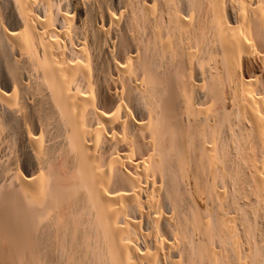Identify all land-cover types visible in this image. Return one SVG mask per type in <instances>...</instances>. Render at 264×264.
Here are the masks:
<instances>
[{
  "label": "bare ground",
  "instance_id": "bare-ground-1",
  "mask_svg": "<svg viewBox=\"0 0 264 264\" xmlns=\"http://www.w3.org/2000/svg\"><path fill=\"white\" fill-rule=\"evenodd\" d=\"M2 4L0 264H264V0Z\"/></svg>",
  "mask_w": 264,
  "mask_h": 264
},
{
  "label": "rangeland",
  "instance_id": "rangeland-1",
  "mask_svg": "<svg viewBox=\"0 0 264 264\" xmlns=\"http://www.w3.org/2000/svg\"><path fill=\"white\" fill-rule=\"evenodd\" d=\"M1 1H2V2H0V8L2 7L3 9L1 8L0 10H3V12H4L5 10H4L3 4H2V3H3V0H1ZM1 4H2V6H1ZM1 12H2V11H0V13H1ZM4 13H5V12H4ZM4 13H1L0 15H1L2 17H5ZM1 16H0V18H1ZM1 19H3V18H1ZM2 21H3V20H0V22H1V26H0V27H3V26H2V25H3V24H2ZM0 29H1V28H0ZM5 30H6V29H5ZM0 75H1V73H0ZM0 79L2 80L1 76H0ZM1 80H0V83L2 82ZM1 84H2V83H1ZM1 84H0V97L4 96V93H5V91L3 90V89H4V86H2ZM1 86H2L3 89H1ZM2 90H3V91H2ZM0 115H1V114H0ZM1 121H2V119H1ZM1 123H2V122H1ZM3 124H4V123H2V126L5 125V124H4V125H3ZM3 130H4V131H3ZM3 130H2L3 132H5V131H6V132L4 133V135L2 134L3 132H1L2 137H1V134H0V142H1V143L3 142L2 144L6 145V144H5V141L7 140L8 142L6 141V143H8V144H7L8 146L6 145L7 147H6V151H5V148L3 147L4 145L1 146V143H0V146L3 147V148L1 149V150H3V151L0 150V155L2 156V159H0V160H2V161H0V162H1V163H0V164H1V167H2L3 164H5V165H3V166H6V163H8V162H5V163H4L3 161H5L7 158L9 159L10 156L12 157V155H13V157H14V156H17V157H15V158H13V157H12V158H13L14 161L17 160V161H15V162H17L16 164H17V166H18V159H17V158H19V156H18V146L13 144V143H16V142H14L13 139L10 140L8 134H7L8 136H7V135L5 136V134H6L7 132H9V130L7 131V130L5 129V126H4V129H3ZM3 136H4V137H3ZM5 137H6V140H4ZM1 138H2V139L4 138V139H3L4 141H3ZM8 138H9V139H8ZM11 143H12V144H11ZM10 145H11L12 148H14V149H11V146H10ZM15 146H17V147H15ZM8 147H9V148H8ZM8 150H11V151L13 150L12 153L10 152V153H11L10 156H8L10 153L6 155V152H7ZM14 150L17 151V154H16V155H15V151H14ZM7 153H8V152H7ZM4 154H5V155H4ZM6 156H7V158L5 159ZM3 157H4V160H3ZM0 158H1V157H0ZM10 159H11V158H10ZM13 160L11 159L12 162H13ZM6 161H7V160H6ZM8 161H10V160H8ZM2 163H3V164H2ZM9 163H10V162H9ZM9 163L7 164V166L9 165ZM1 167H0V169H1Z\"/></svg>",
  "mask_w": 264,
  "mask_h": 264
}]
</instances>
